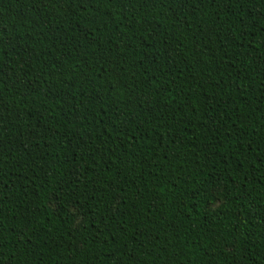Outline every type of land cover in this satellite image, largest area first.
Wrapping results in <instances>:
<instances>
[{
    "label": "trees",
    "instance_id": "16d2710c",
    "mask_svg": "<svg viewBox=\"0 0 264 264\" xmlns=\"http://www.w3.org/2000/svg\"><path fill=\"white\" fill-rule=\"evenodd\" d=\"M0 264H264V0H0Z\"/></svg>",
    "mask_w": 264,
    "mask_h": 264
}]
</instances>
